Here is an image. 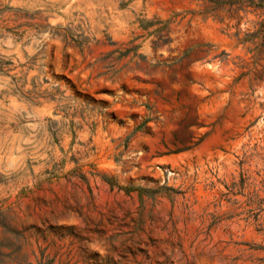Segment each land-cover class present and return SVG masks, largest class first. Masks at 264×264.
Masks as SVG:
<instances>
[{
    "label": "rangeland",
    "instance_id": "rangeland-1",
    "mask_svg": "<svg viewBox=\"0 0 264 264\" xmlns=\"http://www.w3.org/2000/svg\"><path fill=\"white\" fill-rule=\"evenodd\" d=\"M0 264H264V0H0Z\"/></svg>",
    "mask_w": 264,
    "mask_h": 264
},
{
    "label": "trees",
    "instance_id": "trees-1",
    "mask_svg": "<svg viewBox=\"0 0 264 264\" xmlns=\"http://www.w3.org/2000/svg\"><path fill=\"white\" fill-rule=\"evenodd\" d=\"M143 189H138V191L141 193Z\"/></svg>",
    "mask_w": 264,
    "mask_h": 264
}]
</instances>
